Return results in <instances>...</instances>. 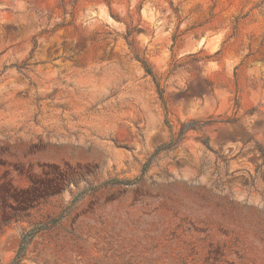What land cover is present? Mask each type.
<instances>
[{
  "label": "rangeland",
  "instance_id": "rangeland-1",
  "mask_svg": "<svg viewBox=\"0 0 264 264\" xmlns=\"http://www.w3.org/2000/svg\"><path fill=\"white\" fill-rule=\"evenodd\" d=\"M0 264H264V0H0Z\"/></svg>",
  "mask_w": 264,
  "mask_h": 264
},
{
  "label": "trees",
  "instance_id": "trees-1",
  "mask_svg": "<svg viewBox=\"0 0 264 264\" xmlns=\"http://www.w3.org/2000/svg\"><path fill=\"white\" fill-rule=\"evenodd\" d=\"M145 68H146L147 73L152 74L150 69H148L147 67H145Z\"/></svg>",
  "mask_w": 264,
  "mask_h": 264
}]
</instances>
